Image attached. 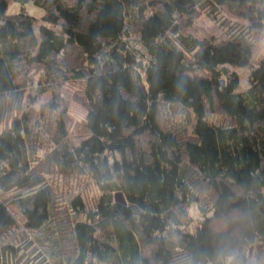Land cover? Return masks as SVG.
Wrapping results in <instances>:
<instances>
[{
  "label": "trees",
  "instance_id": "16d2710c",
  "mask_svg": "<svg viewBox=\"0 0 264 264\" xmlns=\"http://www.w3.org/2000/svg\"><path fill=\"white\" fill-rule=\"evenodd\" d=\"M11 1L0 264H264V0Z\"/></svg>",
  "mask_w": 264,
  "mask_h": 264
},
{
  "label": "rangeland",
  "instance_id": "374dc122",
  "mask_svg": "<svg viewBox=\"0 0 264 264\" xmlns=\"http://www.w3.org/2000/svg\"><path fill=\"white\" fill-rule=\"evenodd\" d=\"M22 9H25L29 14H31L35 17H38V18H41L46 12L45 7L35 4L33 1L21 2L19 0H12L9 3V6L7 8V13L8 14L18 13ZM196 22L199 26H202V27H209V26L214 25V21L206 13H202L198 17ZM229 67H230L231 71L237 72L240 76L239 90L240 91L246 90L250 85L249 73H250L252 67H234V66H229ZM51 97H52V91L51 90H48V91H45L44 93H41L38 96L37 101H36L34 106L37 108H40L44 103L49 101L51 99Z\"/></svg>",
  "mask_w": 264,
  "mask_h": 264
},
{
  "label": "water",
  "instance_id": "95a60500",
  "mask_svg": "<svg viewBox=\"0 0 264 264\" xmlns=\"http://www.w3.org/2000/svg\"><path fill=\"white\" fill-rule=\"evenodd\" d=\"M224 79L222 80V83H224ZM115 197H116V200L117 201H120V202H123V203H126L127 202V200H126V198H125V195H124V193H123V191L122 190H118L117 192H116V194H115Z\"/></svg>",
  "mask_w": 264,
  "mask_h": 264
}]
</instances>
